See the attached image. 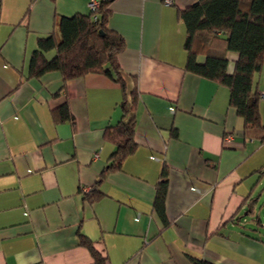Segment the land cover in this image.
<instances>
[{
    "label": "crops",
    "instance_id": "0c3cea01",
    "mask_svg": "<svg viewBox=\"0 0 264 264\" xmlns=\"http://www.w3.org/2000/svg\"><path fill=\"white\" fill-rule=\"evenodd\" d=\"M89 1L0 0V264H93L82 237L107 264H264V223L256 205L245 211L264 186V141L226 87L185 69L178 15L198 0L109 3L126 94L138 96L136 149L97 184L117 149L106 130L122 117L121 86L94 73L31 77L28 66L59 16L87 14ZM226 55L232 74L238 56ZM255 78L262 95L264 67ZM164 167L166 225L154 207Z\"/></svg>",
    "mask_w": 264,
    "mask_h": 264
},
{
    "label": "trees",
    "instance_id": "16d2710c",
    "mask_svg": "<svg viewBox=\"0 0 264 264\" xmlns=\"http://www.w3.org/2000/svg\"><path fill=\"white\" fill-rule=\"evenodd\" d=\"M98 2V7L87 14L60 15L54 25L56 32L40 40L28 66L31 77L39 78L54 71L66 81L94 73L103 74L121 86L123 99L119 108L122 117L116 125L106 130L108 139L117 149L111 156V163L97 180V184H100L106 171L120 169L122 161L136 149L133 115L138 96L134 90L126 94V76L116 61L124 43L122 37L107 25L111 0ZM178 18L184 23L187 33L184 41L188 57L185 69L226 87L229 91L228 103L242 119L245 131L260 133V139L264 141V126L258 113L261 95L255 87L256 74L264 67V0H198L181 10ZM49 50H53L55 56L48 61L45 52ZM231 52L238 57L232 74H228L226 54ZM198 56H203L204 61H198ZM66 111L67 107L62 106L60 112L67 115ZM167 175L168 170L164 167L154 198L155 210L165 225ZM96 195H99L98 191ZM258 198L259 195L251 198L246 215L254 213ZM254 219L260 224L258 215ZM80 245L89 251L93 264H107V259L85 237L80 238ZM192 263L210 264L196 259Z\"/></svg>",
    "mask_w": 264,
    "mask_h": 264
},
{
    "label": "rangeland",
    "instance_id": "374dc122",
    "mask_svg": "<svg viewBox=\"0 0 264 264\" xmlns=\"http://www.w3.org/2000/svg\"><path fill=\"white\" fill-rule=\"evenodd\" d=\"M258 189L261 191L259 192V198H258L259 200L256 204L255 211H256V213L259 214V216L262 220V223H264V186H261ZM248 223H251V222L249 221ZM261 229H262L261 232L264 233V228H261Z\"/></svg>",
    "mask_w": 264,
    "mask_h": 264
},
{
    "label": "built area",
    "instance_id": "2783aa9c",
    "mask_svg": "<svg viewBox=\"0 0 264 264\" xmlns=\"http://www.w3.org/2000/svg\"><path fill=\"white\" fill-rule=\"evenodd\" d=\"M172 3H173V0H165L164 1V4L167 6L172 4ZM98 5H99L98 0H90L89 4H88L90 11H94L98 7ZM261 96L264 97V94H262Z\"/></svg>",
    "mask_w": 264,
    "mask_h": 264
}]
</instances>
